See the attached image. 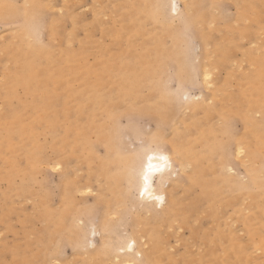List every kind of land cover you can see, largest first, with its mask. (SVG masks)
Listing matches in <instances>:
<instances>
[{
  "label": "rangeland",
  "instance_id": "1",
  "mask_svg": "<svg viewBox=\"0 0 264 264\" xmlns=\"http://www.w3.org/2000/svg\"><path fill=\"white\" fill-rule=\"evenodd\" d=\"M187 1L36 0L27 22L29 0H0L13 9L0 15V264H120L99 252L129 236L151 264H264V0H203L201 19ZM20 43L41 57L36 92L14 73ZM131 65L155 74L124 79ZM79 91L81 105L61 100ZM55 117L71 141L54 139ZM7 123L25 130L6 137ZM175 140L188 166L173 162L164 191L177 206L162 220L108 175L127 154L171 153ZM199 168L210 197L195 209ZM105 199H117L113 212Z\"/></svg>",
  "mask_w": 264,
  "mask_h": 264
},
{
  "label": "bare ground",
  "instance_id": "2",
  "mask_svg": "<svg viewBox=\"0 0 264 264\" xmlns=\"http://www.w3.org/2000/svg\"><path fill=\"white\" fill-rule=\"evenodd\" d=\"M31 3V9L30 11H26L25 13V17L24 20H30L34 14L37 11V8L35 6L36 0H29ZM152 2H154L156 4V6L163 10L164 8V0H150ZM187 5V9L194 8L196 9V12L198 13L199 19L201 18H205L206 14L208 15V13H206V9L204 8V6L202 5H206V2L203 0H197V3L194 6V1L193 0H188L186 2ZM13 9H7L6 11L4 10V8L0 7V15H5L6 13H12ZM147 14H149L147 12ZM162 14V13H160ZM162 16H164L162 14ZM188 19L186 21V24H193L195 23L197 20V18H194L191 20ZM28 22V21H27ZM24 32L29 33L28 28L27 29H23ZM178 33H172L173 36V41L178 44ZM32 47L30 46V43L23 45L22 43H20V47L18 50V54L21 56L22 59V65L20 67H17L14 70V73L18 74L21 78H23L28 87L31 89V91L36 92L38 89V86L34 85V79L36 78V71H35V67L40 64V59L41 57L37 56V55H33L32 52ZM146 60V58H142L141 61ZM184 70L183 66H180V71H179V75L181 74V71ZM147 72H152L153 74H155V69L154 70H150V69H136L134 65L131 66H126L125 70L122 71V76L125 78H129V77H134L137 76L138 74H146ZM64 73V72H63ZM209 73L206 72V69L203 70L202 73V78L204 80V82H209ZM64 75H62L60 78L62 79ZM45 82H44V89L47 90H52L54 91L55 87L51 86L52 84H55V79L53 76H51L50 74L45 75ZM12 87V84L8 87L9 89ZM51 92V91H50ZM53 94H55V92H53ZM3 97H8L9 95V91L6 93H2L1 94ZM57 97V96H56ZM82 97H83V91H79V92H72L71 95H67L64 97V99L61 100H65V99H70L72 103H74L75 106L77 105H81L82 104ZM60 99H44L43 105L45 108H50L52 107V104L56 101H59ZM94 100L97 101V103H99L100 105H102L105 102V97L101 96L98 92L94 95ZM115 99H113V103H115L116 101H114ZM118 101V100H117ZM18 117V116H17ZM5 119V118H4ZM54 125H53V132L56 131V133H54V139L59 140L60 139V135H62V139L64 140H70L69 139V133L67 131V125H62L61 123L58 122L57 118L55 117V119L53 120ZM17 122H21V119H18ZM25 124L24 123H19L18 125L16 124H9L7 123V125H5L3 128V134L6 137H13L15 134H19L22 133V131L25 130ZM193 129V128H192ZM2 130V129H0ZM64 132V133H63ZM156 141H160V140H156ZM58 142V141H57ZM188 144L192 145L193 142L191 141H187ZM71 142L68 141V144H70ZM182 143L178 140L175 141H171V153H169L168 151H158V150H147L145 151L143 154L142 152L137 155H126L125 161L122 162H117L114 165L113 171L111 172L110 175H108L111 179H112V187H115V185H117L118 179L119 178H124L127 180L128 182V189H135V191H137V200L143 204L144 208L146 211L148 212H154L156 215V217H158V219H162L164 217H166L167 215L170 216L173 214L177 203L174 201V199L171 200V197L168 196V199L166 201V194H165V185L169 184L170 179H171V175H172V166H173V162H176L180 167L184 168L185 166H188L185 164V162H187L186 159V153L185 150L183 148V146L181 145ZM241 150V146H237L236 147V152L240 153ZM250 154H253V151H250ZM152 157V165L153 168L151 170V172L149 173V178L147 183H145V173L147 170V164H148V158ZM226 159V158H225ZM181 169V168H180ZM198 176H197V181L196 183H198L201 186V194L200 196L194 201L192 208L198 209L199 205L205 203L208 198L210 197V183L208 181L205 180V170L204 168H199L198 169ZM226 184H230V181H226ZM74 183H70L68 188L65 189V192L63 194V198L65 201L70 202L71 198L73 197V191H72V187H73ZM79 188V187H78ZM114 194V193H113ZM115 195V194H114ZM128 194L125 195V197ZM212 195H214L215 197L218 196V192L217 193H212ZM118 198H123L121 195ZM162 198V199H160ZM103 201H106L108 203L107 207H109L110 209L107 211V213H111L114 211L116 203H117V199L110 201L108 199H105ZM124 201V198H123ZM167 202L166 204V208H163V203ZM158 206V210L156 209V207ZM107 213L104 214V217L107 215ZM64 216V210L63 212L60 214V216H58L59 220L56 221L57 224H60ZM109 224V220L103 221V224ZM76 235V234H75ZM130 238L128 239V242L125 243L124 239H119L116 243V245L113 247L114 250L110 249L107 250L108 247L104 248L102 247V251L100 250L99 253L101 254H105V253H109V256L112 258H117L118 260L120 259V264H151L152 258L153 256H151L148 253V250L143 251V253L141 252V250L137 247L135 249L136 246V240L129 236ZM151 237L152 238H156V233L154 231H151ZM116 242V241H115ZM125 243V244H124ZM129 244L132 245L131 249L129 248ZM98 254H92L90 256V260L95 261V260H99V258H97ZM117 260V261H118Z\"/></svg>",
  "mask_w": 264,
  "mask_h": 264
},
{
  "label": "snow or ice",
  "instance_id": "3",
  "mask_svg": "<svg viewBox=\"0 0 264 264\" xmlns=\"http://www.w3.org/2000/svg\"><path fill=\"white\" fill-rule=\"evenodd\" d=\"M172 9H173V11L176 10V5H175V3L172 4ZM152 168H153V165H152V157H149V158H148V164H147V170H146L145 177H144V179H145V183H147V181H148L149 173L151 172ZM160 199H162V198H160ZM131 247H132V245L129 244V248H130V249H131Z\"/></svg>",
  "mask_w": 264,
  "mask_h": 264
}]
</instances>
